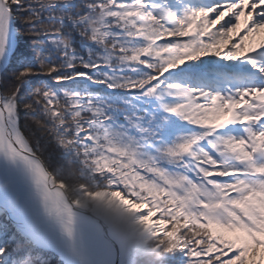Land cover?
Instances as JSON below:
<instances>
[{"label": "snow or ice", "instance_id": "6c2138e0", "mask_svg": "<svg viewBox=\"0 0 264 264\" xmlns=\"http://www.w3.org/2000/svg\"><path fill=\"white\" fill-rule=\"evenodd\" d=\"M260 33L264 0H0V154L66 228L85 197L136 214L155 260L264 264Z\"/></svg>", "mask_w": 264, "mask_h": 264}, {"label": "bare ground", "instance_id": "6f19581e", "mask_svg": "<svg viewBox=\"0 0 264 264\" xmlns=\"http://www.w3.org/2000/svg\"><path fill=\"white\" fill-rule=\"evenodd\" d=\"M257 36L261 40L264 33ZM0 199V205L8 212L10 219L28 238L39 247L55 252L65 264L122 263L128 256L130 247L143 248L146 235L137 222V215L115 205L108 207L101 203L91 211L112 226L115 242L99 226L83 217H77L74 215L77 212L73 213L71 210L70 228H66V218L46 211L33 176L24 163L19 159H9L3 154H0ZM74 206L80 210H88V201ZM140 212L146 214V209L142 208ZM151 220H157L155 214ZM113 244H116V250Z\"/></svg>", "mask_w": 264, "mask_h": 264}, {"label": "trees", "instance_id": "16d2710c", "mask_svg": "<svg viewBox=\"0 0 264 264\" xmlns=\"http://www.w3.org/2000/svg\"><path fill=\"white\" fill-rule=\"evenodd\" d=\"M81 0H77L80 3ZM78 39V37H77ZM162 41V40H161ZM158 41V43H162ZM26 43V42H25ZM2 92H4L8 84L1 78ZM24 114H20V124H24ZM31 131L35 136H29L32 147L35 148V141L39 140L42 150L37 153L49 172H55L58 167H68V161L61 157L60 149L56 146L53 138L50 135H41L34 124H30ZM28 135V133H25ZM143 174V173H142ZM74 177L69 178V183L74 182ZM132 198V197H128ZM159 216V213H158ZM171 225L166 224L165 230H170ZM182 231H185L182 229ZM163 237V235H160ZM150 246V245H149ZM0 248L6 250L7 255L0 259V264H23L29 261L30 264H62L60 260L49 252H44L35 247L28 240L23 238L14 227L6 221L4 215H0ZM127 264H185L181 252H175L164 256L160 260H155L152 254L145 257H139L134 250L131 251Z\"/></svg>", "mask_w": 264, "mask_h": 264}, {"label": "water", "instance_id": "95a60500", "mask_svg": "<svg viewBox=\"0 0 264 264\" xmlns=\"http://www.w3.org/2000/svg\"><path fill=\"white\" fill-rule=\"evenodd\" d=\"M42 161V160H41ZM43 162V161H42ZM44 164V163H43ZM1 200V199H0ZM4 207L2 205H0V213H3L6 217V219L12 223L14 225V227L25 237L27 238L28 240H30L28 238V236L10 219L9 215H8V212H6L5 208L3 209ZM74 209V211L72 210ZM70 210L75 213L77 212V214H74V215H77V217L81 218H85L88 222H91L97 226L100 227V229L105 233V235H107L111 241L115 242L114 241V236L112 235V231H114L111 227V225H109L108 223H105L104 221H102L101 219L95 217L92 213L88 212L87 210H80L79 208H76L74 206V204L70 203ZM78 213L80 215H78ZM31 241V240H30ZM32 242V241H31ZM33 243V242H32ZM35 244V243H33ZM37 245V244H35ZM114 245V244H113ZM116 245V244H115ZM114 245V248L115 250L117 249V246ZM46 251H51L53 252L52 250H49V249H45V248H42ZM55 253V252H53ZM56 254V253H55ZM113 264H120L118 262H114Z\"/></svg>", "mask_w": 264, "mask_h": 264}, {"label": "rangeland", "instance_id": "374dc122", "mask_svg": "<svg viewBox=\"0 0 264 264\" xmlns=\"http://www.w3.org/2000/svg\"><path fill=\"white\" fill-rule=\"evenodd\" d=\"M226 19H227V17H226ZM242 22H243V17H242ZM258 37L259 36L255 35V36L251 37L250 39L253 40V42H256V41H259ZM96 206H93V204L90 201H88V208H87L88 210L87 211L91 213V211L94 210L96 208ZM93 215L98 218L97 215H95V214H93ZM155 215H156V219L158 220L159 219L158 213H156ZM162 227L165 228L166 225H162ZM158 235H163V234L159 233ZM145 238L146 237H144V239H143V248L142 249H135L136 255L139 256V257H145L146 255L150 254V253L147 252L149 244L147 243V240ZM130 249H132V248L130 247ZM130 253H131V251H130ZM129 257H130V255L128 256V258L126 260H128ZM126 262L127 261H125V263H123V264H127Z\"/></svg>", "mask_w": 264, "mask_h": 264}, {"label": "clouds", "instance_id": "9594fccd", "mask_svg": "<svg viewBox=\"0 0 264 264\" xmlns=\"http://www.w3.org/2000/svg\"><path fill=\"white\" fill-rule=\"evenodd\" d=\"M80 199L82 200V201H90L92 204H93V206H96V205H99V204H101V203H103V202H101V201H98V200H94V199H89V198H85V197H80ZM146 240H147V237L145 238Z\"/></svg>", "mask_w": 264, "mask_h": 264}]
</instances>
